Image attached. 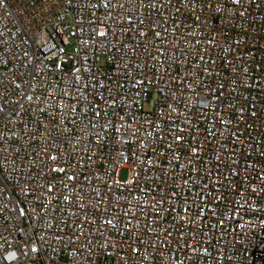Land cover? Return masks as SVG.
<instances>
[{
    "label": "built area",
    "instance_id": "1",
    "mask_svg": "<svg viewBox=\"0 0 264 264\" xmlns=\"http://www.w3.org/2000/svg\"><path fill=\"white\" fill-rule=\"evenodd\" d=\"M0 264H264V0H0Z\"/></svg>",
    "mask_w": 264,
    "mask_h": 264
},
{
    "label": "rangeland",
    "instance_id": "2",
    "mask_svg": "<svg viewBox=\"0 0 264 264\" xmlns=\"http://www.w3.org/2000/svg\"><path fill=\"white\" fill-rule=\"evenodd\" d=\"M126 177H127V173H126V172H123V173L121 174V179H122V180H125Z\"/></svg>",
    "mask_w": 264,
    "mask_h": 264
}]
</instances>
